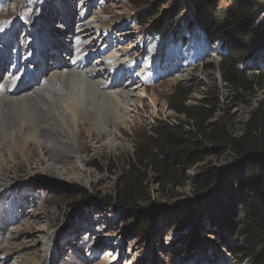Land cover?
I'll return each mask as SVG.
<instances>
[{"label":"rangeland","instance_id":"374dc122","mask_svg":"<svg viewBox=\"0 0 264 264\" xmlns=\"http://www.w3.org/2000/svg\"><path fill=\"white\" fill-rule=\"evenodd\" d=\"M59 1L0 0V20L6 29L5 32L0 31V35L6 34L11 39L9 32L20 23L18 19L22 22L34 9L32 17L39 15L41 19L48 14L53 15V21L42 22V29L62 30L58 25L68 23L61 18L56 19ZM63 1L71 10L79 7L81 12L90 13V26L92 23L93 26H101L93 32L98 44L96 46L95 43L93 48L99 50L103 57L95 54L89 57L90 60L117 54L119 56L115 57L123 62L122 68L127 70V74L131 71L139 77V82L133 84L129 79H123V83L128 81L132 86L129 87L132 103L125 115L129 124L114 131V124L109 122L105 126L103 122H97L99 124L95 128L83 121L79 141L74 136L71 144L56 150L49 146L55 140L51 136L45 140L47 152L32 145L29 152L17 157L16 165L6 160L7 168H14L12 173L4 171L1 177L4 185L0 187V264H21L16 261V257L21 255L31 262L37 261V264H169L170 247L181 257L178 260L180 264H249L248 261L234 260L232 237L218 225L210 224V215L217 214L222 205L228 204L226 192L220 191L224 183L220 181L211 190L200 194L194 191L191 184L192 177L208 167L232 174L230 168L234 160L230 152L209 155L204 163L183 176V186L175 190L164 191L155 182L154 174H147L143 206L155 214L149 235L139 230H127L128 225L134 222L132 214H129L132 217L126 215L122 221L125 209L108 206L100 199L113 195L123 168L122 159L126 161L132 157L134 146L144 141L151 126L159 121L185 125L188 119L171 108L183 98L185 107H205L214 112L212 122H223L234 134L241 135L243 124L264 90V54L247 62H244L245 59L237 61L236 68L245 74L250 83L245 92L235 97L221 72L223 47L209 44L202 33L187 30L192 17V8L187 0H142L139 5L129 0ZM230 2L220 0L219 9L226 10ZM182 6L187 10L181 11ZM43 7L45 15L39 11ZM61 7L65 6L61 4ZM149 14L151 19L142 22L143 16ZM72 15L73 21L69 26L73 24L77 27L79 16ZM166 16V19L172 18L170 32L181 30L179 38L173 33L160 36L151 31V27L156 28V23ZM40 19L35 21L36 24ZM263 22L264 0H260L256 24ZM25 27L31 29L27 23ZM26 29L22 28L19 32L21 39ZM58 33L65 45L58 51V58L64 61L65 57L69 58L70 52L62 53L63 49L70 50L74 42L69 41L67 33ZM47 38L52 40L55 37L49 35ZM13 46L26 59L25 53L18 50L21 44ZM55 48L48 47L50 51H55ZM47 64L49 68L52 66L48 60ZM100 64L92 62L93 68ZM106 77L102 79L112 80L109 75ZM4 80L3 75L1 81ZM23 82H26L25 78ZM175 87L180 91L173 95ZM99 130L107 131L99 137L100 140L95 135ZM77 192H82L85 197L74 196ZM196 214L201 217L197 218ZM24 222L30 224L28 231L19 233L14 239H3L13 228L20 230ZM12 242L20 250L16 254L4 255ZM102 249L106 250L105 253ZM103 255L107 258L105 261L100 259Z\"/></svg>","mask_w":264,"mask_h":264},{"label":"trees","instance_id":"16d2710c","mask_svg":"<svg viewBox=\"0 0 264 264\" xmlns=\"http://www.w3.org/2000/svg\"><path fill=\"white\" fill-rule=\"evenodd\" d=\"M129 1L139 5L142 0ZM219 1L187 0L192 8L187 30L202 33L209 44H221L224 49L221 63L223 80L236 97L245 92L250 83L236 64L239 59L247 62L264 54V22L256 24L260 0H231L230 7L224 11L219 9ZM185 10L187 8L182 6L181 11ZM167 17L159 20L151 31L154 35L173 33L178 37L181 30L170 32L172 18ZM149 19L150 14L144 15L141 21ZM179 91L175 87L173 95ZM184 100L171 108L188 119L185 125L159 121L151 126L144 141L134 146L132 157L126 161L122 159L123 168L113 195L101 197L100 202L125 209L122 221L126 215L134 217L127 230H139L149 235L155 214L143 206L147 174L153 173L155 182L164 191L175 190L183 186V176L204 163L209 155L230 152L234 160L230 168L232 174L208 167L196 173L191 184L194 191L200 194L211 190L220 181L224 183L220 191L226 192L228 204L222 205L217 214L210 215V224L218 225L232 237L234 260L264 264V90L243 124L241 135L234 134L223 122H212L214 112L200 106L185 107ZM73 195L80 199L85 197L82 192ZM170 249L169 264H180L178 260L181 257L174 248Z\"/></svg>","mask_w":264,"mask_h":264},{"label":"bare ground","instance_id":"6f19581e","mask_svg":"<svg viewBox=\"0 0 264 264\" xmlns=\"http://www.w3.org/2000/svg\"><path fill=\"white\" fill-rule=\"evenodd\" d=\"M39 4L42 5L41 2ZM61 4L65 7H61ZM66 4L67 2L65 3L63 0L59 1L60 7L58 6L56 19L61 18L62 21H67L68 25H58L62 30L57 29V31L67 33L66 37H69V41H73L75 45L85 40L84 48L74 50L73 57L69 56L70 58H68L67 56L64 61L59 59L57 52L61 47L65 48L64 41L55 29L47 28L50 32L47 29H42L44 20H54L52 14L40 19L39 15L32 17L35 15L33 13L35 9L30 10L31 14L27 15L28 17L24 18L22 22L18 19L20 23L15 26L13 31L9 32L11 39L7 38L6 34L0 35L2 38L0 40V187L4 185L1 181L3 173H12V168H14L13 166L7 168L6 160L10 161L12 165H16L17 157L27 152L32 145L37 146L40 151L47 152L48 144L45 140L52 136L55 140L49 146L61 150V147H67L72 143L74 136L79 141L78 137L80 129L83 127V121L90 123L95 128L98 127L99 123L96 124L97 122H103L104 126L109 122L114 124V131L125 128L129 124L128 116H125L129 110L128 106L132 103L131 88H129L132 86H129V82L137 83L139 77H135L131 71L127 74V70L122 68L123 62L118 61L119 58L115 57L119 56L117 54H114V57L108 56L91 61L89 58L93 57L91 55L99 54L100 57H103L99 50L95 51L96 49L93 48L98 45L93 32L95 33V29L101 26H93V21L90 26V13L81 12L82 9L79 7H74L71 10L68 4L66 7ZM39 11L40 14L45 15L44 7L42 11ZM72 13L79 16L77 27L73 24L69 26L73 21ZM30 17H32L31 20ZM39 19V23L36 24L35 21ZM65 21L63 22L65 23ZM2 23L0 20V31L4 30L5 32L6 29ZM26 23L31 26V29H26ZM95 23L100 22L96 21ZM45 25L47 26V24ZM22 28L26 29L23 39L19 37ZM49 35L55 38L49 40L47 38ZM20 41L21 43H19ZM15 44H21L18 50L25 53L26 59L14 50L15 46L13 45ZM50 45L56 47L55 51L48 49ZM47 60L52 64L50 68ZM92 62L101 64L93 68ZM3 75L5 80L1 81ZM107 75L112 79L111 81L103 80L107 79ZM23 78L26 79V82H23ZM41 78H43L42 81ZM125 78L129 79V82L123 83ZM120 84L124 86L120 87ZM106 132L99 130L95 135L99 138ZM58 135L65 140H62ZM112 135L114 136V134ZM114 137L112 138L114 139ZM30 212L27 214L30 215ZM28 224V222H24L20 230L13 228L3 239L5 241L14 239L19 233H24L28 229ZM19 250V246L12 242L4 255L16 254ZM101 251L106 250L102 249ZM107 252L109 253V249ZM106 256L103 255L100 259L105 261ZM16 261L21 264H37V261L31 262L24 255L16 257Z\"/></svg>","mask_w":264,"mask_h":264},{"label":"clouds","instance_id":"9594fccd","mask_svg":"<svg viewBox=\"0 0 264 264\" xmlns=\"http://www.w3.org/2000/svg\"><path fill=\"white\" fill-rule=\"evenodd\" d=\"M214 45H219V47H221V44H218V43L217 44H214Z\"/></svg>","mask_w":264,"mask_h":264}]
</instances>
